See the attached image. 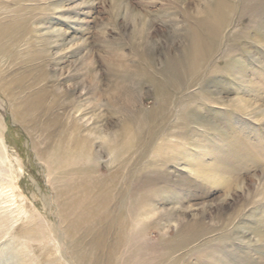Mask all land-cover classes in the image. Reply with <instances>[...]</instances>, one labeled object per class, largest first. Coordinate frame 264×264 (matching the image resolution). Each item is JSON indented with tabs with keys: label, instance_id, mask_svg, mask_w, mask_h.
<instances>
[{
	"label": "rangeland",
	"instance_id": "rangeland-1",
	"mask_svg": "<svg viewBox=\"0 0 264 264\" xmlns=\"http://www.w3.org/2000/svg\"><path fill=\"white\" fill-rule=\"evenodd\" d=\"M0 28V264L115 263L131 220L123 264H264V0H0Z\"/></svg>",
	"mask_w": 264,
	"mask_h": 264
},
{
	"label": "bare ground",
	"instance_id": "bare-ground-1",
	"mask_svg": "<svg viewBox=\"0 0 264 264\" xmlns=\"http://www.w3.org/2000/svg\"><path fill=\"white\" fill-rule=\"evenodd\" d=\"M219 9H220V2L218 3V1L216 2V3H214V5L213 6H211V7H209L208 9H207V11H208V14L210 15V18H211V16H212V19L214 20V22H215V24L217 23V24H219L218 25V29H219V26L221 25V23L222 24H224V22H225V19L223 18L224 16L223 15H221L220 14V12H219ZM232 10V9H231ZM232 18V17H231ZM211 19V20H212ZM233 19V18H232ZM217 26H213V27H209L208 28V32H209V34L211 35V32H214V30H217V28H216ZM219 31V30H218ZM217 32V31H216ZM13 31H10L9 30V28H8V31L6 30L5 31V29L4 28H0V41L1 40H3V38H5V37H8V38H15L14 37V34L15 33H13ZM17 33V32H16ZM215 33V32H214ZM218 33V32H217ZM217 33H215V35L217 34ZM204 35V34H203ZM213 35V34H212ZM218 35V34H217ZM206 37V36H205ZM213 37V36H212ZM214 39V38H213ZM210 40V39H209ZM210 42H213V41H208L206 38H204V37H202V36H200V34H198L196 31H194V32H192V34L190 35V38H189V44H188V49H187V52H188V54H189V60H190V64H189V66H191V65H193L194 66V64H195V61H196V59H197V57H199V56H203V55H205L206 53H208L209 52V50H210V46H211V43ZM197 61H198V59H197ZM169 62L171 63V62H173L174 64H176V62H175V59L173 60V59H171V60H169ZM169 62H168V66H166V68L167 69H165V70H168V71H171V65L169 64ZM173 66V65H172ZM139 70V69H138ZM120 74H122V75H120V79L118 80L117 79V83H123V82H126L125 84H127L128 83V85H125L124 84V87L122 88V86H121V88L125 91V92H127L129 89H127V88H129V86L130 85H132V86H135V84H134V82L136 81V77L134 76H129V74H123L122 72H119ZM119 73H118V75H119ZM132 75V74H131ZM116 77H118V76H116ZM139 77V76H138ZM115 81V80H114ZM131 87V86H130ZM118 89V88H117ZM120 90V89H119ZM127 90V91H126ZM122 91V90H121ZM129 92V91H128ZM160 94V93H159ZM134 94H130V95H128L127 94V102H126V104H125V106L127 107V109L131 106L132 107V105L135 103L136 104V102L138 101V99H135L134 98V96H133ZM136 97V96H135ZM153 112L152 111H149V112H147V113H145L144 112V114H143V119L141 120V122L144 120V117H150V115L152 114ZM131 114V113H130ZM135 114H131V116H134ZM153 115V114H152ZM135 117H136V115H135ZM137 119H139V118H137ZM138 123L141 125V123H140V121H138ZM140 125H139V127H140ZM92 158L93 159H95L96 157H95V155H92ZM124 164V163H123ZM72 205V204H71ZM72 207V206H71ZM68 208H70V207H68ZM78 208V207H77ZM140 211H142V210H140ZM83 211H81V213H80V216H76V217H74V220H71L70 221V223H69V227L72 225L73 227H74V224H76L77 222H79V220H80V218L81 217H83L82 215H83V213H82ZM74 213H76V209H73L72 211H70L69 210V215L66 217V218H69V217H71ZM65 218V219H66ZM81 221V220H80ZM131 225H133V226H131ZM139 226V228L142 230V231H133V229H134V227H138ZM129 230H128V234L126 235L127 237H128V242H127V245L129 246V247H127V248H125L123 251H122V254H121V256H120V258H119V260L118 261H116L115 263H114V255H116V253H117V250L118 249H120V247L121 246H118V248H117V250L115 251H113V248H112V246L113 245H108L107 246V248L109 249L108 251H107V256H106V260H105V263L104 264H123L122 263V261L124 260V257L126 256V252L127 251H131V250H133L134 252L135 251H139V247H141V245L143 244V243H145L146 244V242L145 241H140V240H142V239H140V237H141V234L143 233V230L145 229V228H147V225L146 224H144L142 221L141 222H139V223H137L136 221H134V220H131V222H130V226H129ZM73 229V228H72ZM68 230H69V228H68ZM68 230H66V233H67V231ZM70 232V231H69ZM72 233V232H71ZM68 234V233H67ZM115 243H117L116 241H114ZM109 246H111V248L109 247ZM139 256V255H138ZM140 260H142L143 262H144V260L143 259H139V260H137L134 264H140V263H142V261H140ZM171 264H175V263H171Z\"/></svg>",
	"mask_w": 264,
	"mask_h": 264
}]
</instances>
